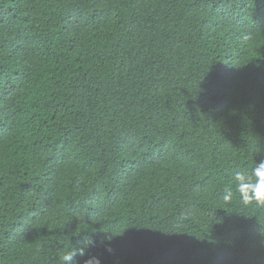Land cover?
Returning <instances> with one entry per match:
<instances>
[{
	"label": "trees",
	"instance_id": "1",
	"mask_svg": "<svg viewBox=\"0 0 264 264\" xmlns=\"http://www.w3.org/2000/svg\"><path fill=\"white\" fill-rule=\"evenodd\" d=\"M258 160L264 0H0V264H264Z\"/></svg>",
	"mask_w": 264,
	"mask_h": 264
},
{
	"label": "clouds",
	"instance_id": "2",
	"mask_svg": "<svg viewBox=\"0 0 264 264\" xmlns=\"http://www.w3.org/2000/svg\"><path fill=\"white\" fill-rule=\"evenodd\" d=\"M238 39L241 43H247L251 40V36L242 34ZM234 193L238 194L244 205H264V160H258L251 170L236 169L231 173L230 180L223 189V202H231ZM118 237L121 236H111L109 233L105 235L101 244L106 252L111 253L113 251L112 242ZM95 246V239L93 236H89L82 240L80 247L73 245L61 251L58 257L59 264H80V261L76 259L77 256L87 257L83 260V264H102L101 256L89 255L90 250ZM116 261L118 264L119 257L116 258Z\"/></svg>",
	"mask_w": 264,
	"mask_h": 264
}]
</instances>
